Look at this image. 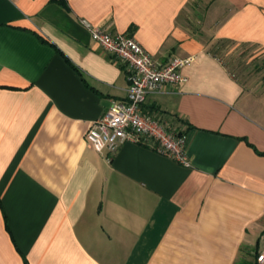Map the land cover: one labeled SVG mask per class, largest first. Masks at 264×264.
Instances as JSON below:
<instances>
[{
	"label": "crops",
	"instance_id": "0c3cea01",
	"mask_svg": "<svg viewBox=\"0 0 264 264\" xmlns=\"http://www.w3.org/2000/svg\"><path fill=\"white\" fill-rule=\"evenodd\" d=\"M65 1L0 0V264H256L264 77L237 71L264 57V0ZM84 20L193 57L143 104L186 126L190 166L86 141L129 81Z\"/></svg>",
	"mask_w": 264,
	"mask_h": 264
},
{
	"label": "built area",
	"instance_id": "2783aa9c",
	"mask_svg": "<svg viewBox=\"0 0 264 264\" xmlns=\"http://www.w3.org/2000/svg\"><path fill=\"white\" fill-rule=\"evenodd\" d=\"M83 23L93 40L127 67L129 81L127 100L114 101L103 116L94 120L85 135L86 141L110 156L125 142L151 144L158 153L190 166L186 126L170 127L162 117L145 111L143 104L150 93L184 83L187 77L182 70L193 57L159 60L128 33L105 30L85 20ZM255 261L264 264V245L256 252Z\"/></svg>",
	"mask_w": 264,
	"mask_h": 264
},
{
	"label": "rangeland",
	"instance_id": "374dc122",
	"mask_svg": "<svg viewBox=\"0 0 264 264\" xmlns=\"http://www.w3.org/2000/svg\"><path fill=\"white\" fill-rule=\"evenodd\" d=\"M240 70L237 71V74L242 75L246 78L245 73H249L250 76H258V77H264V57H259L258 61H249L247 63L240 64ZM250 78V77H247Z\"/></svg>",
	"mask_w": 264,
	"mask_h": 264
},
{
	"label": "trees",
	"instance_id": "16d2710c",
	"mask_svg": "<svg viewBox=\"0 0 264 264\" xmlns=\"http://www.w3.org/2000/svg\"><path fill=\"white\" fill-rule=\"evenodd\" d=\"M52 1L58 2L59 4L65 6V7L67 6L65 0H52Z\"/></svg>",
	"mask_w": 264,
	"mask_h": 264
}]
</instances>
